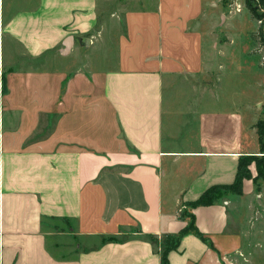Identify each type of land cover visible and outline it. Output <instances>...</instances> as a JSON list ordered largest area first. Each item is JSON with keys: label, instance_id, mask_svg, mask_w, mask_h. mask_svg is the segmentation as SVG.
<instances>
[{"label": "crops", "instance_id": "crops-1", "mask_svg": "<svg viewBox=\"0 0 264 264\" xmlns=\"http://www.w3.org/2000/svg\"><path fill=\"white\" fill-rule=\"evenodd\" d=\"M223 20L221 0H0V264H161L186 204L259 154L264 96L227 86ZM192 213L212 248L187 234L169 264L239 252L225 204Z\"/></svg>", "mask_w": 264, "mask_h": 264}, {"label": "rangeland", "instance_id": "rangeland-1", "mask_svg": "<svg viewBox=\"0 0 264 264\" xmlns=\"http://www.w3.org/2000/svg\"><path fill=\"white\" fill-rule=\"evenodd\" d=\"M222 11L229 18L228 25L223 20L219 29L225 31L221 33L220 39L225 40V54L220 58L221 62H227V66L232 64L229 73L236 80L227 82V86L236 87L245 94L248 99L254 97H263L262 84L264 77V51L260 45V34H264V25L258 24V21L250 13L245 5V0H221ZM212 11H218L211 8ZM262 11L259 10L258 13ZM226 27V28H225ZM91 70L105 69L107 62H83ZM79 62H72V67L77 66ZM53 65V64H51ZM55 66V65H54ZM54 66H50L51 69ZM49 68V67H48ZM47 68V69H48ZM81 68V67H80ZM89 69V67H87ZM72 73L64 80L62 90L65 88L66 81L72 76ZM236 82V83H235ZM259 106V120L264 119L262 107ZM257 108H253L256 111ZM258 111V110H257ZM254 192L261 195L260 198L253 200H243L241 196H235L231 193H225L221 196L220 203L228 208L230 218L229 230L241 237L240 250L220 259L221 264H264V182L257 180L254 183ZM182 211H189L185 206ZM181 211V212H182Z\"/></svg>", "mask_w": 264, "mask_h": 264}, {"label": "trees", "instance_id": "trees-1", "mask_svg": "<svg viewBox=\"0 0 264 264\" xmlns=\"http://www.w3.org/2000/svg\"><path fill=\"white\" fill-rule=\"evenodd\" d=\"M227 2V0H223ZM245 5L249 9L250 13L257 21L264 20V0H245ZM261 10V13H258ZM262 25V23H261ZM260 45L264 51V34H260ZM264 114V106L262 107ZM258 139L259 154L242 156L238 160L237 169L234 181L228 185H215L206 189L197 199L186 204L189 211H182L180 218L186 221V226L177 234H163L160 241L151 237L150 239L155 243H158L161 250V264L168 263V254L171 251L178 250L181 239L187 235L192 234L198 237L203 243L212 248L210 242H208L202 234L198 231L194 222V215L192 210L197 207H207L216 204L220 201L221 196L225 193H231L235 196L242 195V185L244 180H251L253 184L259 179L264 182V119H260L254 126ZM254 166V174L250 170V167ZM111 240V238H109Z\"/></svg>", "mask_w": 264, "mask_h": 264}, {"label": "water", "instance_id": "water-1", "mask_svg": "<svg viewBox=\"0 0 264 264\" xmlns=\"http://www.w3.org/2000/svg\"><path fill=\"white\" fill-rule=\"evenodd\" d=\"M69 41H70V39H68V41H67V42H69ZM88 42H89V41H88V40H86V43H87V44H88ZM69 45H70V44L66 43V44H65V48L67 49V48L69 47Z\"/></svg>", "mask_w": 264, "mask_h": 264}, {"label": "built area", "instance_id": "built-area-1", "mask_svg": "<svg viewBox=\"0 0 264 264\" xmlns=\"http://www.w3.org/2000/svg\"><path fill=\"white\" fill-rule=\"evenodd\" d=\"M264 25V20L263 21H258V24H261Z\"/></svg>", "mask_w": 264, "mask_h": 264}]
</instances>
